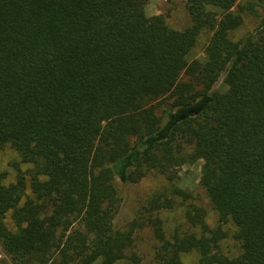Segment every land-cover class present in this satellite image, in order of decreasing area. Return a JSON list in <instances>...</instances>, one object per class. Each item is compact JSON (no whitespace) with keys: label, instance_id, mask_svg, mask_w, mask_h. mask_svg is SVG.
<instances>
[{"label":"trees","instance_id":"trees-1","mask_svg":"<svg viewBox=\"0 0 264 264\" xmlns=\"http://www.w3.org/2000/svg\"><path fill=\"white\" fill-rule=\"evenodd\" d=\"M146 2L0 0V151L31 165L8 184L0 171V264H264V0H185L184 29ZM245 16L257 26L233 39ZM204 29L205 58L189 61ZM195 159L235 256L217 250L220 230L165 235L152 211L168 199L115 227L116 181L156 172L187 200L176 180ZM184 214L202 222L194 204ZM146 225L148 263L133 249Z\"/></svg>","mask_w":264,"mask_h":264},{"label":"rangeland","instance_id":"rangeland-1","mask_svg":"<svg viewBox=\"0 0 264 264\" xmlns=\"http://www.w3.org/2000/svg\"><path fill=\"white\" fill-rule=\"evenodd\" d=\"M240 1V0H237ZM147 16L151 19L156 15L164 16L166 22L176 29H184L190 24V18L185 8V0H147L145 5ZM258 20L251 16H245L239 28L230 34L233 39H237L243 34L254 30ZM210 32L202 30L195 44L190 48L187 59L189 61H203L205 58L203 48L206 44ZM226 88V77L221 74L213 84L212 92H222ZM190 150V148H189ZM201 160L195 159L192 162L183 164L178 170V185L184 191L189 192L187 200L174 195L171 191L172 185L167 179L156 172H151L136 183L122 184L116 181L119 194V207L114 218V225L118 228H125L133 219L144 215L148 216V206L153 198H158L159 202L168 199L171 203L169 207H161L152 211L161 219V225L165 235L178 232L209 233V231L220 230L224 234L219 241L218 251L230 257L238 252L237 241L232 237L234 226L228 222L218 225L217 213L213 209L206 193L198 184ZM31 169V165L23 163L20 154L7 145L0 151V171L5 173V183L15 182L19 171L26 172ZM26 193L31 194V188L27 180ZM188 204H194L199 213V223L191 224L185 217V209ZM191 208V207H190ZM193 208V207H192ZM134 251L145 263L151 262L156 245L152 228L146 225L135 232ZM0 256H5L0 247ZM182 264H198V256L195 252L182 255Z\"/></svg>","mask_w":264,"mask_h":264}]
</instances>
